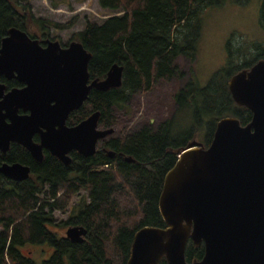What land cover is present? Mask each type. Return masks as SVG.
I'll return each instance as SVG.
<instances>
[{
  "label": "trees",
  "instance_id": "obj_1",
  "mask_svg": "<svg viewBox=\"0 0 264 264\" xmlns=\"http://www.w3.org/2000/svg\"><path fill=\"white\" fill-rule=\"evenodd\" d=\"M25 1V2H24ZM99 6L115 13L102 21H87L73 34L91 53L88 73L102 79L114 63L123 65L122 83L107 91L92 89L87 100L69 122H76L99 111L98 125L112 127L117 121V107L130 102L136 93L150 92L159 82L187 81L171 95L173 115L159 122L147 121L137 126L122 125L100 140L96 152L81 156L71 152V162H60L47 150L41 161L17 143H11L2 162H20L31 169L23 181L0 174V264H126L135 232L144 226L164 227L158 209L165 173L177 154L200 135L202 123L209 127L202 144L207 146L216 122L235 116L242 125L251 111L233 101L228 80L236 72L264 59V40H249L234 33L227 40L226 59L205 84L195 72L198 44L202 34V14L225 0H97ZM54 7L56 4L53 2ZM30 16L26 0H0V43L10 27L27 31ZM41 24L43 20L38 18ZM74 19L56 28H68ZM258 23L264 30V0H260ZM240 40L233 42L235 36ZM186 62L185 71L178 59ZM6 88L20 86L14 79L0 75ZM184 108L190 114L189 131L176 130L175 114ZM184 140L177 136L187 135ZM114 151V156L108 155ZM130 157L131 160H127ZM82 198L71 205L73 196ZM70 209L64 225H81L87 233L83 242H72L58 235L54 212ZM48 243L51 254L41 263L24 254L25 244ZM203 244L188 239L185 259L192 262L203 256ZM158 264H167L162 258Z\"/></svg>",
  "mask_w": 264,
  "mask_h": 264
},
{
  "label": "water",
  "instance_id": "obj_2",
  "mask_svg": "<svg viewBox=\"0 0 264 264\" xmlns=\"http://www.w3.org/2000/svg\"><path fill=\"white\" fill-rule=\"evenodd\" d=\"M90 58L79 40L61 47L47 39L42 46L25 30L8 29L0 43V74L22 85L6 89L0 82V152L17 143L36 161L46 149L66 165L71 150L96 152L98 140L114 132L98 128L99 111L73 126L65 122L92 89L121 86L123 65L114 63L105 77L90 79ZM228 88L235 104L251 111V120L242 125L224 116L207 146L192 141L179 151L158 199L165 226L138 229L126 264H158L162 258L167 264H264V59L233 74ZM29 173L20 162L0 164V174L14 181ZM86 233L81 225L65 230L72 242H83ZM188 239L204 248L192 262L185 259Z\"/></svg>",
  "mask_w": 264,
  "mask_h": 264
},
{
  "label": "rangeland",
  "instance_id": "obj_3",
  "mask_svg": "<svg viewBox=\"0 0 264 264\" xmlns=\"http://www.w3.org/2000/svg\"><path fill=\"white\" fill-rule=\"evenodd\" d=\"M29 4L30 16L27 31L31 34L41 35L45 31L48 38H56L63 42L68 39L75 40L73 34L83 29L85 22H100L104 18L119 14L111 10L101 8L97 0H26ZM25 2V1H24ZM53 2L56 4L54 7ZM260 0H225L220 5L205 9L202 14V34L198 44L195 72L199 83L205 84L211 74L217 70L226 59V42L234 33H240L249 40H264V30L258 23ZM40 18L43 23L35 22ZM74 19V23L68 28H56L54 25L67 23ZM235 36L233 42L240 40ZM180 68L185 71L186 62L178 59ZM190 75H182L181 79H173L170 82H159L150 92L136 93L130 102L117 107L118 121L112 126L118 130L122 125L137 126L153 119L159 122L165 117L173 115L174 103L171 95L180 84L187 81ZM176 130L191 128V117L187 110L181 108L176 114ZM202 123L201 133L196 140L202 142L205 139L209 127ZM177 136V140H184L188 136ZM83 191L73 196L71 205H75L82 198ZM70 214V209L64 212L55 211L56 224L50 227L56 230L58 235H65L68 227L63 224ZM52 247L48 243L25 245L24 254L30 255L37 263H41L51 254Z\"/></svg>",
  "mask_w": 264,
  "mask_h": 264
},
{
  "label": "flooded vegetation",
  "instance_id": "obj_4",
  "mask_svg": "<svg viewBox=\"0 0 264 264\" xmlns=\"http://www.w3.org/2000/svg\"><path fill=\"white\" fill-rule=\"evenodd\" d=\"M46 36V33H45V31H42V33H41V35L38 37L39 39H37L38 41H39V43L42 45V46H45L46 45V40L47 39H50V40H58V39H56V38H48V37H45ZM33 38V37H32ZM59 41V43H60V46L61 47H67L68 45H69V43L72 41V39H68L66 42H63V41H61V40H58ZM0 75H2V74H0ZM2 76H4V75H2ZM5 77V76H4ZM7 79V78H6ZM91 79V78H90ZM15 80V79H14ZM22 85V84H21ZM20 85V86H21ZM14 87H16V86H14ZM7 89V88H6ZM8 89H10V88H8ZM79 109V108H78ZM77 109V110H78ZM77 110H74V111H72V112H70V114H69V116H68V118L66 119V122H65V124L67 125V126H73V125H76V124H78L79 122H81L82 120H84L87 116H85V117H83L81 120L79 119L78 121H76V122H72V123H70L68 120H69V118H70V116H71V113H73V112H75V111H77ZM21 112V111H20ZM98 128H100V129H104L105 127H101V126H99L98 125ZM40 134L39 133H35L34 134V136H33V140L35 141V142H38L39 140H40V136H39ZM108 137V136H107ZM106 138V137H105ZM105 138H103V139H105ZM100 140H102V139H100ZM100 140H98V142H97V144H96V150H97V146H98V144L100 143L99 141ZM46 150V149H45ZM43 151H44V149H43ZM48 151V150H47ZM49 152V151H48ZM71 152H76L77 154H79V155H81V156H84V155H82V154H80L79 152H77L76 150H71L70 152H69V156H70V158L72 159V156H71ZM2 153V152H1ZM114 156V155H113ZM58 159V158H57ZM59 160V159H58ZM60 161V160H59ZM61 162V161H60ZM70 162H71V160H70ZM26 165V164H25ZM30 168V167H29ZM30 174H31V169H30V173H29V176H30ZM52 229V228H51ZM52 230H54V229H52ZM56 231V230H55ZM66 237V236H65ZM40 244V243H39ZM25 245H28V244H25ZM24 245V246H25ZM30 245H35V244H30ZM23 246V247H24ZM22 247V248H23ZM23 251V250H22Z\"/></svg>",
  "mask_w": 264,
  "mask_h": 264
}]
</instances>
